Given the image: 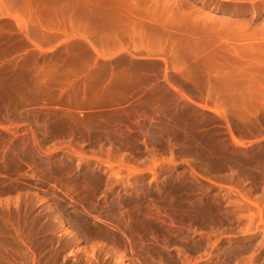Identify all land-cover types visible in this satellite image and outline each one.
<instances>
[{"label": "rangeland", "instance_id": "1", "mask_svg": "<svg viewBox=\"0 0 264 264\" xmlns=\"http://www.w3.org/2000/svg\"><path fill=\"white\" fill-rule=\"evenodd\" d=\"M12 10L91 15L115 67H0V264H264V0Z\"/></svg>", "mask_w": 264, "mask_h": 264}, {"label": "crops", "instance_id": "2", "mask_svg": "<svg viewBox=\"0 0 264 264\" xmlns=\"http://www.w3.org/2000/svg\"><path fill=\"white\" fill-rule=\"evenodd\" d=\"M35 15L27 11L18 13H0V67L18 70L21 60H28L36 52L59 54L60 59L54 68L72 71L84 65L91 68L92 62L114 63L115 55H99L94 51L96 46L93 33L97 32L91 24V15L84 17L77 13H66L54 16V21L61 24L59 29H52L50 14L38 15L43 25L35 26ZM37 33V36H36ZM41 50V51H38ZM127 57L129 55H119ZM112 69L115 67L112 65ZM114 104L113 107H116ZM99 108L100 106H87Z\"/></svg>", "mask_w": 264, "mask_h": 264}]
</instances>
